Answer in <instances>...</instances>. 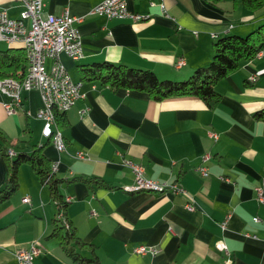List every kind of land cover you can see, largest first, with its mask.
<instances>
[{
  "label": "crops",
  "instance_id": "0c3cea01",
  "mask_svg": "<svg viewBox=\"0 0 264 264\" xmlns=\"http://www.w3.org/2000/svg\"><path fill=\"white\" fill-rule=\"evenodd\" d=\"M99 1H42L43 15L67 7L82 16L77 24L82 56L60 54L83 93L60 126L63 151L43 135L44 120L35 116L43 104L38 89L25 85L22 106L12 114L0 91V130L7 143L16 151L43 144L51 162L59 159L54 172L61 179L59 191L64 200L71 197L60 210L47 184L21 164L17 190L0 202V264H18L14 250L31 244L40 249L34 264H75L49 236L56 215L92 243L80 251L95 252L102 264H264V203L255 191L256 186L264 191V122L253 117L264 107V48L260 57L242 60L218 80L221 96L212 107L196 95L155 100L145 91L114 89L83 73L107 60L150 68L161 78L187 77L209 63L218 35H244L264 22V7L248 9L235 0H126L129 10L146 15L134 21L91 13ZM0 6L12 16L21 9L17 0H0ZM22 46L0 40V49ZM181 56L185 62L177 65ZM50 63L47 59V68ZM206 152L207 174H201L197 166ZM124 158L143 164L147 177L177 182L185 191L125 189L133 174ZM6 170L0 152V188ZM91 177L109 186L84 180ZM25 195L29 201L22 200ZM191 201L193 209L186 207ZM227 212L231 216L222 228ZM219 240L227 251L217 247ZM139 245L146 249L136 251Z\"/></svg>",
  "mask_w": 264,
  "mask_h": 264
},
{
  "label": "trees",
  "instance_id": "16d2710c",
  "mask_svg": "<svg viewBox=\"0 0 264 264\" xmlns=\"http://www.w3.org/2000/svg\"><path fill=\"white\" fill-rule=\"evenodd\" d=\"M235 1L248 9H256L264 0ZM212 47L213 52L209 63L195 68L191 74L181 79L161 78L150 68L107 60L94 62L84 67L83 73L85 77L97 79L100 83L108 84L114 89L122 87L145 91L155 100L175 95H196L212 107L221 96L216 88L218 80L238 67L242 60L256 57V52L264 48V22L244 35L236 33L218 35ZM27 71L28 59L24 49L11 47L0 49V76H15L19 81L24 79L22 81L24 82ZM55 116L59 128L66 123V111L55 112ZM253 117L264 122V107L255 110ZM42 146L43 144H33L29 151L24 149L16 151L7 143L6 136L0 130V152L7 165L5 179L0 188V202L8 199L17 190L19 168L21 164L27 163L33 168L39 180L47 184L49 193L59 209H65L66 201L58 188L61 179L55 177V174L50 171L51 161L44 154ZM11 149L14 150V154H10ZM84 180L109 186L99 177L84 178ZM53 222L54 226L49 236L57 238L64 252L75 264H102L95 252L84 255L80 251L81 247H90L92 243L84 241L65 216L63 219L55 216ZM66 222L68 225L64 224Z\"/></svg>",
  "mask_w": 264,
  "mask_h": 264
},
{
  "label": "built area",
  "instance_id": "2783aa9c",
  "mask_svg": "<svg viewBox=\"0 0 264 264\" xmlns=\"http://www.w3.org/2000/svg\"><path fill=\"white\" fill-rule=\"evenodd\" d=\"M21 6L18 16H12L7 9L0 6V40L8 43H18L26 45V49H32L33 63L31 73V83L27 90L36 88L39 90L42 106L37 109L35 116L44 120L42 133L50 138L58 152L65 149V141L61 129L58 126L57 133H49V117L46 111V102H55V108L62 112L67 111L74 102L83 93L80 91V81L74 80L63 62L60 54L65 53L73 59L82 56V39L77 24L82 20V16L71 14L67 7L59 13L42 14L43 0H17ZM91 13L104 14L107 17L130 18L134 21L144 20L146 15L133 12L126 7V0H101L90 9ZM164 13H166L164 11ZM168 15V14H167ZM263 49L256 52V57H260ZM50 59L51 63L46 67V60ZM185 62L184 57H179L177 65ZM0 91L8 99L3 102L7 114L16 113L22 106V92L20 90L19 80L15 76H5L0 80ZM213 139L218 135L215 131H209ZM77 156L83 157V153L78 151ZM206 152L201 155L200 164L197 166L201 174H207L205 161L210 157ZM59 160V159H58ZM58 160L52 161L50 171L55 172L58 167ZM124 163L130 166L133 174L132 184L126 185L128 190H171L173 192H184L182 185L177 182L158 181L147 177L143 164L133 161L130 158H124ZM223 178L222 175H220ZM256 199L264 203V191L262 186H256ZM70 196L65 200H70ZM29 196L22 197L23 201H29ZM186 207L193 209V201L187 202ZM231 216L230 212L225 214L224 219L220 222L222 228L225 227L227 220ZM56 217H58L56 215ZM60 218V217H58ZM255 221L259 219L254 216ZM68 225V223H64ZM217 247L227 251V247L222 240H219ZM136 251L142 252L146 249L139 245ZM38 246L31 244L28 247H17L14 255L18 264H34V257L39 254Z\"/></svg>",
  "mask_w": 264,
  "mask_h": 264
},
{
  "label": "bare ground",
  "instance_id": "6f19581e",
  "mask_svg": "<svg viewBox=\"0 0 264 264\" xmlns=\"http://www.w3.org/2000/svg\"><path fill=\"white\" fill-rule=\"evenodd\" d=\"M22 45L25 48L24 50H26L29 69H28V73H27V76L25 78V81L24 82H21V83L19 81L20 90H23V88H24L25 85L28 88L30 86V83H31V73H32V63H33L32 49H26V45H24V44H22ZM46 111H47V116L49 117V133H57L58 130L53 128L55 126V124H56V122H55V120H56V118H55L56 117L55 116V112H59L55 108V102H46ZM61 216H63V215H61Z\"/></svg>",
  "mask_w": 264,
  "mask_h": 264
},
{
  "label": "rangeland",
  "instance_id": "374dc122",
  "mask_svg": "<svg viewBox=\"0 0 264 264\" xmlns=\"http://www.w3.org/2000/svg\"><path fill=\"white\" fill-rule=\"evenodd\" d=\"M264 7V1H263V3L259 6V7ZM22 45V44H21ZM23 47V46H22ZM23 49H25L24 47H23ZM25 52H26V50H25ZM26 56H27V54H26ZM28 69H29V65H28ZM27 73H28V71H27ZM26 76H27V74H26ZM26 76H25V78H26ZM24 80V79H23ZM22 80V81H23ZM22 81H20V83L22 82ZM55 122H56V124H55V126L53 127L54 129H57L58 130V126H57V121L55 120ZM14 150H10L9 152H10V154H14L15 152H13ZM67 220V219H66ZM68 221V220H67Z\"/></svg>",
  "mask_w": 264,
  "mask_h": 264
}]
</instances>
